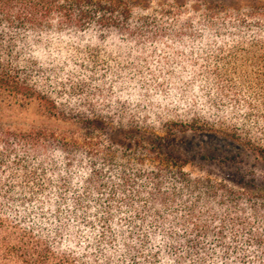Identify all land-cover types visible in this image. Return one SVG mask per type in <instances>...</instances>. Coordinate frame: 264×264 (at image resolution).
Instances as JSON below:
<instances>
[{"label":"trees","instance_id":"obj_1","mask_svg":"<svg viewBox=\"0 0 264 264\" xmlns=\"http://www.w3.org/2000/svg\"><path fill=\"white\" fill-rule=\"evenodd\" d=\"M167 1L156 9L151 0H0V108L38 114L29 132L0 124V264H264V115L242 127L225 115L230 93L235 106L264 101V20L251 33L246 15L241 25L220 21L222 0ZM189 1L201 13L183 22ZM199 23L200 39L238 38L230 56L251 67L244 90L208 80L216 114L175 119L113 99L97 110L94 97L66 91L78 51L64 46L69 36L99 41L85 48L91 68L80 70L100 94L98 64L112 36L146 44ZM214 49L218 64L224 48ZM104 66L112 89L119 70ZM186 131L215 132L223 143L184 145L177 136ZM192 162L220 175L195 177L185 169Z\"/></svg>","mask_w":264,"mask_h":264},{"label":"rangeland","instance_id":"obj_2","mask_svg":"<svg viewBox=\"0 0 264 264\" xmlns=\"http://www.w3.org/2000/svg\"><path fill=\"white\" fill-rule=\"evenodd\" d=\"M151 1H154L153 7L159 9L158 0ZM167 2L172 3L173 1ZM220 2L225 4V8L220 12L222 23H225V19H227V21H235L236 24L241 25L243 15H246L253 22L251 33H254V25L258 17H262L264 20V5L260 1L222 0ZM192 6V2L189 1L188 6L183 9V22L192 17L193 13L198 16L201 13L200 10L194 12ZM175 13L180 14L178 11ZM172 19L173 16L171 15L170 23L175 24ZM162 21H164L163 18L158 19V22L161 23ZM202 30L205 31L206 28L203 23H199L196 29L189 31L188 28L183 33L167 31L160 33L156 40L153 39L146 44L143 41L126 43L122 36H112L111 39L113 40L103 46V50H101L103 57L98 64V67L101 66L97 70L102 75L103 84H108L104 86L103 92L100 94L95 90L98 87L96 77L93 76L91 83V74H85L84 70H80L87 65H90L91 68V62L86 63L84 61L85 58L87 59L85 48L89 45L92 47L93 44L98 46L99 41L92 39L90 33L73 34L64 42L65 47L72 44V49L78 50L75 59L70 63L72 78H65L64 80L65 85L67 83L73 85V90L66 91L69 95H75L78 101L83 100L82 102L84 100L90 102L94 97V109L97 110L104 108L103 102L106 99H113V103L119 105L116 106L117 108L121 105L143 108L144 110H153L159 107L172 110L170 112L171 118L182 120L191 119L190 115L194 113L209 114L211 111H216L208 106L210 101L207 93L209 88L212 90L208 80L227 81L232 86L230 92L235 91L237 87L236 91L244 90L248 87L245 79H247L251 67L246 61H240V57L235 61L234 56H230L233 48L239 43L238 38L228 37L220 40L211 38L212 40L208 41L206 40L207 37L200 39ZM218 47L224 48L225 57L221 60L218 59L217 64V53L214 48ZM105 63L107 65L112 63V68L115 67V70H119L117 85L112 89L109 86L111 77H104L105 73H109L107 67L104 66ZM251 82L255 83L254 81ZM219 93V90L215 91L214 97H217ZM228 97L231 100L227 104L232 103V106L225 110V115L229 119L241 117L240 127H242L240 124L255 120L257 115H264V101L249 100L253 101L251 105L244 103L235 106L233 105L235 101L232 102V99H236L235 93H230ZM85 104L79 105V107L89 108ZM107 106L114 107L111 104ZM211 113L216 114V112ZM251 113L252 115H250ZM34 119L38 120V114L32 111L0 108V124L14 130L31 131ZM156 127L159 132H162L163 128L160 125L156 124ZM177 140L181 144L192 147L223 143L222 136L215 132L186 131L178 135ZM185 169L195 177L220 175L216 168L199 162L189 163Z\"/></svg>","mask_w":264,"mask_h":264}]
</instances>
